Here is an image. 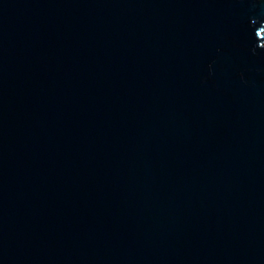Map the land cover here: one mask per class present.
Wrapping results in <instances>:
<instances>
[{
    "label": "water",
    "instance_id": "obj_1",
    "mask_svg": "<svg viewBox=\"0 0 264 264\" xmlns=\"http://www.w3.org/2000/svg\"><path fill=\"white\" fill-rule=\"evenodd\" d=\"M0 264H264V0H0Z\"/></svg>",
    "mask_w": 264,
    "mask_h": 264
}]
</instances>
